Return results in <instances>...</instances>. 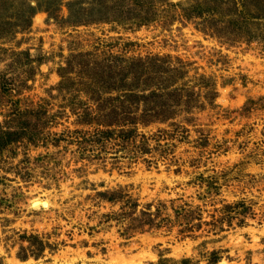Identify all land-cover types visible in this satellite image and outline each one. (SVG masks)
Here are the masks:
<instances>
[{"label":"rangeland","instance_id":"1","mask_svg":"<svg viewBox=\"0 0 264 264\" xmlns=\"http://www.w3.org/2000/svg\"><path fill=\"white\" fill-rule=\"evenodd\" d=\"M183 260L264 264V0H0V264Z\"/></svg>","mask_w":264,"mask_h":264},{"label":"trees","instance_id":"2","mask_svg":"<svg viewBox=\"0 0 264 264\" xmlns=\"http://www.w3.org/2000/svg\"><path fill=\"white\" fill-rule=\"evenodd\" d=\"M3 140L5 141V144H7L8 141L10 142L9 138L3 139ZM128 210L130 211V214H132L133 211H134L133 205L130 204V207H128ZM128 210H125V207L122 208V212L120 213L121 219H123L128 214V212H129ZM186 262H188V261L187 260H183L181 263H183V264L185 263L186 264ZM214 262H217V261L216 260L212 261V263H214Z\"/></svg>","mask_w":264,"mask_h":264}]
</instances>
